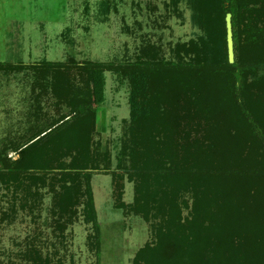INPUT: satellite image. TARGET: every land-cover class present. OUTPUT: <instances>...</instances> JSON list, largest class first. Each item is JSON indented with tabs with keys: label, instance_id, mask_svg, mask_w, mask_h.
Listing matches in <instances>:
<instances>
[{
	"label": "trees",
	"instance_id": "obj_1",
	"mask_svg": "<svg viewBox=\"0 0 264 264\" xmlns=\"http://www.w3.org/2000/svg\"><path fill=\"white\" fill-rule=\"evenodd\" d=\"M170 3L178 5L177 0ZM194 10L204 33L177 44L170 58L147 43L133 61L0 62L3 72H33L37 113L47 96L59 112L67 110L0 152V185L17 190L26 187L25 180L37 184L49 175L59 176V211L72 216V208L85 197L84 219L92 224L100 255L102 227L92 177L105 173L115 180L120 208L145 221L160 219L154 227L158 243L140 249L134 264H264V236L257 229L264 216L251 218V200L225 189L230 173L237 181L239 168L245 166L241 151H250L254 141L264 137V0H195ZM229 13L233 64L227 48ZM107 72L120 86H129V121L118 156V170L125 174L110 168L109 150L101 151L93 138L95 106L106 100ZM179 103L191 117L185 133L176 126ZM202 122L207 130L198 133ZM9 151L18 158L9 159ZM226 160L233 170L223 171ZM250 162L264 181V152ZM124 175L135 185L131 204L122 202ZM184 209H189L186 216ZM33 260L43 263L37 255ZM45 264H50L48 259Z\"/></svg>",
	"mask_w": 264,
	"mask_h": 264
},
{
	"label": "rangeland",
	"instance_id": "obj_2",
	"mask_svg": "<svg viewBox=\"0 0 264 264\" xmlns=\"http://www.w3.org/2000/svg\"><path fill=\"white\" fill-rule=\"evenodd\" d=\"M171 1L0 0V62L29 65L44 59L133 61L140 47L147 43L159 46L162 55L170 58L177 44L204 33L195 18V0H177V7ZM105 77L106 100L95 106L98 109L97 133L93 138L100 143L101 151L109 150L110 168L118 170L123 132L129 121V86H120L110 72ZM33 81V72L29 70L0 71V152L10 141L19 142L22 137L31 136L32 130L47 127L53 119L67 112H59L47 96L41 100L43 111L37 113ZM180 105L176 108L180 115L176 126L185 133L191 117ZM204 124L200 123L198 133L207 130ZM234 133L232 130L229 137ZM187 139L185 136V142ZM257 139L259 141H254L250 151H241L245 166L239 168L237 181L230 173L225 189L229 193L237 190L250 199L249 216L260 220L264 216V181L256 177L257 166L250 162L264 152V137ZM232 144L233 141L229 146ZM224 156L230 154L224 153ZM8 157L18 158L10 151ZM123 161L129 165L127 160ZM228 165L229 160L223 162V171L233 170L234 167L228 170ZM118 173L125 174L122 170ZM214 173L220 174L217 170ZM58 177L49 175L44 183L37 184L25 180L26 187L17 190L0 185V264H39L33 260L36 255L41 257L42 264L46 259L50 264H134L140 249L146 245L156 246L154 227L161 224L160 219L145 221L131 210L120 208L116 201L115 180L111 175L96 172L92 188L102 227L98 255L95 231L84 219L85 197L82 195L72 208V216L61 213L58 201L62 186ZM238 180L240 189L237 188ZM121 182L124 184L122 202L131 204L135 185L125 175ZM190 196V193L185 196L189 206ZM188 211L184 209L183 215ZM257 229L264 236V219ZM243 236L249 237L248 234ZM31 252L33 255L28 259Z\"/></svg>",
	"mask_w": 264,
	"mask_h": 264
},
{
	"label": "water",
	"instance_id": "obj_3",
	"mask_svg": "<svg viewBox=\"0 0 264 264\" xmlns=\"http://www.w3.org/2000/svg\"><path fill=\"white\" fill-rule=\"evenodd\" d=\"M226 28H227V48L229 62L233 64L235 62V48L233 39V26H232V15L229 13L226 16Z\"/></svg>",
	"mask_w": 264,
	"mask_h": 264
}]
</instances>
